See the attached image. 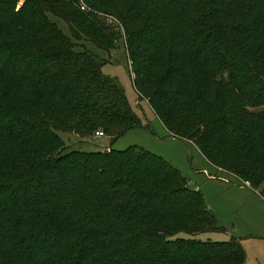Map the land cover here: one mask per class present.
I'll return each mask as SVG.
<instances>
[{"label": "trees", "instance_id": "trees-1", "mask_svg": "<svg viewBox=\"0 0 264 264\" xmlns=\"http://www.w3.org/2000/svg\"><path fill=\"white\" fill-rule=\"evenodd\" d=\"M84 2L0 0V264H246L238 238L196 237L226 229L164 157L62 153L61 133L101 129L113 143L143 126L104 60L76 49L82 36L116 46L103 12L124 27L135 86L169 132L259 189L264 0Z\"/></svg>", "mask_w": 264, "mask_h": 264}, {"label": "rangeland", "instance_id": "rangeland-1", "mask_svg": "<svg viewBox=\"0 0 264 264\" xmlns=\"http://www.w3.org/2000/svg\"><path fill=\"white\" fill-rule=\"evenodd\" d=\"M80 3L83 10L89 9L84 0H80ZM97 13L120 35L119 41L113 49L105 50L82 36L79 40L74 39L78 44L76 49H88L104 60V74L112 77L123 88L132 108L142 119L143 126L128 131L113 143L107 133L103 136L97 135V132L83 136L63 132L61 135L67 147L62 153L72 149L105 151L111 147L124 150L137 145L164 157L182 172L192 188L204 194L219 225L226 229L200 233L196 237L213 241H228L236 237L245 249L246 264H264V183L259 189L252 188L233 173L215 167L195 143L169 132L148 100L140 97L135 86L124 27L113 15ZM49 16L66 34L72 36L71 27L64 19L52 13Z\"/></svg>", "mask_w": 264, "mask_h": 264}, {"label": "built area", "instance_id": "built-area-1", "mask_svg": "<svg viewBox=\"0 0 264 264\" xmlns=\"http://www.w3.org/2000/svg\"><path fill=\"white\" fill-rule=\"evenodd\" d=\"M83 8H85V6H83ZM96 134L99 135V136H103V135H105L103 131H97ZM110 149H111V148H108L107 150L110 151Z\"/></svg>", "mask_w": 264, "mask_h": 264}, {"label": "crops", "instance_id": "crops-1", "mask_svg": "<svg viewBox=\"0 0 264 264\" xmlns=\"http://www.w3.org/2000/svg\"><path fill=\"white\" fill-rule=\"evenodd\" d=\"M216 167V166H215ZM212 177V176H211ZM214 177V176H213ZM248 184V183H247Z\"/></svg>", "mask_w": 264, "mask_h": 264}]
</instances>
